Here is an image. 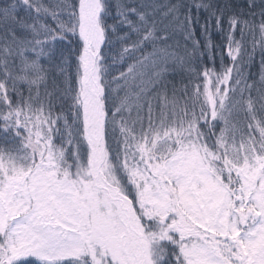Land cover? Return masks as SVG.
Returning a JSON list of instances; mask_svg holds the SVG:
<instances>
[{
	"label": "snow or ice",
	"instance_id": "obj_1",
	"mask_svg": "<svg viewBox=\"0 0 264 264\" xmlns=\"http://www.w3.org/2000/svg\"><path fill=\"white\" fill-rule=\"evenodd\" d=\"M0 264H264V0H0Z\"/></svg>",
	"mask_w": 264,
	"mask_h": 264
}]
</instances>
